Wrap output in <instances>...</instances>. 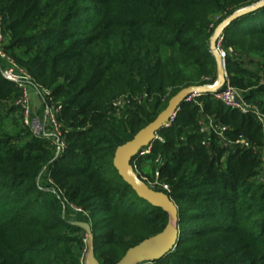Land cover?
Returning <instances> with one entry per match:
<instances>
[{"label":"trees","instance_id":"16d2710c","mask_svg":"<svg viewBox=\"0 0 264 264\" xmlns=\"http://www.w3.org/2000/svg\"><path fill=\"white\" fill-rule=\"evenodd\" d=\"M262 1L0 0L5 50L61 107L67 144L57 157L30 129L7 132L20 92L0 73V264H84L87 237L75 222L91 225L99 264H118L166 229L168 214L123 180L116 152L180 92L214 85V19ZM223 48L231 85L259 117L203 95L181 105L149 155L132 160L145 183L169 185L151 189L178 209L177 248L149 264H264V183L257 181L264 170V85L239 56L255 53L264 62V7L233 22ZM206 118L225 128L228 140L249 146L226 148L213 131L202 133Z\"/></svg>","mask_w":264,"mask_h":264},{"label":"water","instance_id":"95a60500","mask_svg":"<svg viewBox=\"0 0 264 264\" xmlns=\"http://www.w3.org/2000/svg\"><path fill=\"white\" fill-rule=\"evenodd\" d=\"M264 7V1L236 12L231 18L223 22L215 32L214 40L222 30H226L237 19L253 13ZM218 67V83L213 87H191L180 92L169 103L167 109L157 118L155 122L142 130L133 141L120 147L115 156V167L120 176L134 189L140 198L151 205L163 209L169 216L166 229L159 235L145 240L135 248L130 249L118 264H142L160 261L172 253L180 241L178 209L174 202L165 194L156 192L149 188L135 173L132 160L138 156L139 151L157 140L160 130L164 129L173 115L185 103V99L194 94H214L225 84V70L219 58H216ZM73 225L83 229L88 235V252L84 264H99L95 256L94 237L90 224L75 222Z\"/></svg>","mask_w":264,"mask_h":264},{"label":"built area","instance_id":"2783aa9c","mask_svg":"<svg viewBox=\"0 0 264 264\" xmlns=\"http://www.w3.org/2000/svg\"><path fill=\"white\" fill-rule=\"evenodd\" d=\"M226 20H223L222 17H217L214 19V22L211 25V28L214 30V34L212 37V44L210 45V53L215 59L219 58L221 60L223 68L225 70L224 86L212 95L214 96V99L216 101L222 103L228 109L238 111L243 115L252 114L259 117V113L257 109L247 106L242 101V98L240 94L237 92V90L231 85L227 73V59L229 53L223 48L225 31L222 30L219 36L214 40L216 30ZM2 22H3V18L0 15V73L6 81L12 83L20 92V98L17 101L16 106L22 110V115H23L22 123L24 127L30 129L34 135L41 136L45 140L49 141L51 143V146H53L56 149L57 157H60L67 150V144L63 138L62 127L57 119V115L59 114L61 107L56 108L54 105H52V98L50 92H47L46 90H41L38 87V85H36L33 77L25 69L19 66L15 62V60L6 52L5 50L6 40L2 33ZM217 83L218 81L215 84ZM32 88H36L40 92L42 91V96L44 97L43 100L45 101V106H46L44 111V118L46 120V124L44 125L39 123V121H37V124L35 123L36 114L31 106V98H30ZM201 96L203 95L194 94L186 98L185 103L196 102V100ZM124 105L125 103L120 101L115 105V107L117 109H122ZM179 111L180 109L173 115V117L170 119L169 123L166 125L165 128L171 127ZM206 120H204L201 123L202 124L201 132L205 134L210 131H213L219 137L221 144L224 147L230 149H236L242 146H247V147L249 146L247 141L244 139H239L236 142H232L228 140L227 137L225 136V131H226L225 128H222L216 125L215 123L211 124ZM157 140H161V139L157 137ZM151 152H152V145L146 149L145 148L142 149L141 152L139 153V157H145L149 155ZM156 186H160L164 190L170 191V187L168 184H164L157 181ZM67 210L70 211L72 214L75 213L77 215H83L85 216V218L89 217L88 213L84 212L82 209L72 204H67ZM86 236L88 237L87 233ZM86 240L88 241V239Z\"/></svg>","mask_w":264,"mask_h":264},{"label":"rangeland","instance_id":"374dc122","mask_svg":"<svg viewBox=\"0 0 264 264\" xmlns=\"http://www.w3.org/2000/svg\"><path fill=\"white\" fill-rule=\"evenodd\" d=\"M232 17V16H231ZM231 17H229V18H231ZM229 18H227V20L229 19ZM211 44H212V41H211ZM210 44V45H211ZM240 57H241V60H240V63L242 64V66L243 67H246V68H248V70H250V71H252L253 73H255L257 76H259L260 78V83L261 84H263L264 85V62H263V60L260 58V56L258 55V54H255V53H250V54H240L239 55ZM218 76V75H217ZM217 81H218V78H217ZM216 81V82H217ZM215 82V83H216ZM251 82H253V83H257L258 82V80H252ZM214 83V84H215ZM207 86H211V85H207ZM213 86V85H212ZM202 87H205V86H202ZM34 88H32L31 89V91H34L33 90ZM237 90V89H236ZM40 92V91H39ZM48 92V91H47ZM237 92L239 93L240 91H238L237 90ZM42 94V91H41V93H40V95ZM239 94H242L241 92L239 93ZM42 96V95H41ZM45 96V95H44ZM43 96H42V100H43ZM46 99V98H45ZM41 101V100H40ZM42 103V102H41ZM36 105H38V104H36ZM31 106H32V104H31ZM41 106V105H40ZM32 108H33V110H35V114H36V117H37V119H38V117H39V113L41 112L40 111V109L42 108V106L41 107H39V109L36 111V109L32 106ZM43 115L44 113H40V115ZM7 118V120H6V123H5V127H6V130H7V132L9 133V134H11V135H13V134H18V132L19 131H22L21 130V128H20V126L19 125H21L23 128H26V127H24V125H23V123H22V121H23V115H22V110L21 109H19L14 115H12V116H10V117H6ZM206 120V119H205ZM207 121V120H206ZM211 122V121H210ZM213 123H215V122H213ZM18 124V125H17ZM157 137H159L160 139H161V137L159 136V134L157 135ZM155 141H157V140H155ZM154 141V142H155ZM160 141H162V139L160 140ZM153 142V143H154ZM153 143H151L150 145H148L147 147H145V149L146 148H148L149 146H151ZM141 151H139V153H140ZM138 156H139V154H138ZM132 165V164H131ZM133 166V165H132ZM134 168V170H135V167H133ZM135 173L139 176V172H137L136 170H135ZM140 178V177H139ZM141 179V178H140ZM124 180V179H123ZM142 180V179H141ZM125 181V180H124ZM144 183L146 182V181H144V180H142ZM147 183H145L149 188H153L154 186H156V183H157V181L155 180V181H152L151 179H147ZM257 181L258 182H263L264 183V172H263V174H261L258 178H257ZM126 182V181H125ZM127 183V182H126ZM162 183V182H161ZM128 184V183H127ZM43 185H45V183L43 184ZM75 214V213H74ZM75 215H77V214H75ZM84 218H85V216H84ZM81 223H87L86 221H82ZM87 224H89V223H87ZM85 232V231H84ZM86 233V232H85ZM87 237V236H86ZM86 239H88V237L86 238ZM87 240H85V247H83V252H82V259H83V261L85 262V257H86V254H87V252H88V244H87V242H86ZM142 264H149L148 262H145V263H142Z\"/></svg>","mask_w":264,"mask_h":264},{"label":"crops","instance_id":"0c3cea01","mask_svg":"<svg viewBox=\"0 0 264 264\" xmlns=\"http://www.w3.org/2000/svg\"><path fill=\"white\" fill-rule=\"evenodd\" d=\"M244 68H246V67H244ZM246 69H248V68H246ZM34 91H31V94H30V98H31V104H32V106L36 109V111L39 109V107H41L42 106V108L40 109V111L42 112V113H44V111H45V101L44 100H42L41 98H42V94L40 95V93L41 92H39L36 88H34L33 89ZM41 100V101H40ZM42 102V103H41ZM36 104H38V105H36ZM41 105V106H40ZM34 112H35V110H34ZM40 112V113H41ZM40 113H39V117H38V119H37V117H36V115H35V123L37 124V121H39V123H41V124H46V120H45V118H44V114L42 115H40ZM207 119V122H209V123H211V124H213V122H214V119L213 118H206ZM211 121V122H210ZM262 153H264V150H263V152ZM264 159V158H263Z\"/></svg>","mask_w":264,"mask_h":264}]
</instances>
